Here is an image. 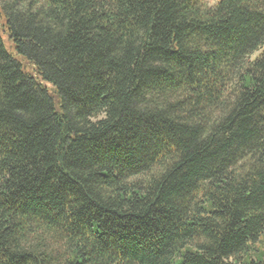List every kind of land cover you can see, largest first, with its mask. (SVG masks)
<instances>
[{
	"label": "trees",
	"instance_id": "16d2710c",
	"mask_svg": "<svg viewBox=\"0 0 264 264\" xmlns=\"http://www.w3.org/2000/svg\"><path fill=\"white\" fill-rule=\"evenodd\" d=\"M263 234L264 0H0V264H264Z\"/></svg>",
	"mask_w": 264,
	"mask_h": 264
},
{
	"label": "rangeland",
	"instance_id": "374dc122",
	"mask_svg": "<svg viewBox=\"0 0 264 264\" xmlns=\"http://www.w3.org/2000/svg\"><path fill=\"white\" fill-rule=\"evenodd\" d=\"M221 0H206V2L209 4V5H213L215 4L216 2L219 3ZM8 46V45H7ZM255 57V55H254ZM255 250H258V251H264V234L262 235L261 237V240L256 242V244L254 245L253 247ZM257 251V252H258Z\"/></svg>",
	"mask_w": 264,
	"mask_h": 264
}]
</instances>
